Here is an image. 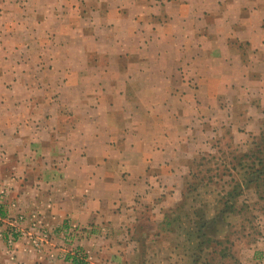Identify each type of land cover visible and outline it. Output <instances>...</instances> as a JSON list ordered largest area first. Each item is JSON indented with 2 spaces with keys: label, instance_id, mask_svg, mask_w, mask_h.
Listing matches in <instances>:
<instances>
[{
  "label": "crops",
  "instance_id": "obj_1",
  "mask_svg": "<svg viewBox=\"0 0 264 264\" xmlns=\"http://www.w3.org/2000/svg\"><path fill=\"white\" fill-rule=\"evenodd\" d=\"M262 124L264 0H0L9 218L134 220L147 202L164 221L197 163L214 158L203 155L214 136ZM241 137L237 147L253 145ZM6 222L0 264H23L31 248L9 244ZM248 247L238 263L261 264L263 238Z\"/></svg>",
  "mask_w": 264,
  "mask_h": 264
},
{
  "label": "rangeland",
  "instance_id": "obj_2",
  "mask_svg": "<svg viewBox=\"0 0 264 264\" xmlns=\"http://www.w3.org/2000/svg\"><path fill=\"white\" fill-rule=\"evenodd\" d=\"M259 130H243L246 137H241L226 126L211 137L213 150L203 155L214 158L204 157L197 163L180 208L168 213L164 221L157 219L152 203L142 202L135 221L129 215L123 221L113 219L89 225L70 221L48 228L42 223L48 232L47 243L30 252L27 242L31 241L23 240L22 248L30 255L21 262L75 264V259L79 264H239L236 255L242 245L248 247L262 238L264 241L263 124ZM236 137L250 140L253 145L239 148ZM257 177L259 182L248 183ZM237 203L235 211L241 210L231 215V208ZM14 219L6 218L5 234L12 230ZM29 223L21 228L30 231ZM257 248V253L264 254L263 249Z\"/></svg>",
  "mask_w": 264,
  "mask_h": 264
},
{
  "label": "built area",
  "instance_id": "obj_3",
  "mask_svg": "<svg viewBox=\"0 0 264 264\" xmlns=\"http://www.w3.org/2000/svg\"><path fill=\"white\" fill-rule=\"evenodd\" d=\"M9 218L7 213L3 210V191H0V221ZM27 218L24 214H19L15 217L14 222L11 223L12 230L7 235V241L9 244H13L18 240H29L27 242L30 248H39L42 244L48 241V232L44 230V226L41 222L32 220L29 224L30 231L22 229V225L25 224Z\"/></svg>",
  "mask_w": 264,
  "mask_h": 264
},
{
  "label": "trees",
  "instance_id": "obj_4",
  "mask_svg": "<svg viewBox=\"0 0 264 264\" xmlns=\"http://www.w3.org/2000/svg\"><path fill=\"white\" fill-rule=\"evenodd\" d=\"M263 166H264V164H262ZM256 172V171H255ZM254 172V170H253V173H255ZM259 172H261V171H259ZM263 173H264V171H263ZM259 177H257V178H255V179H252V180H248V183H252L253 181H258L259 182ZM250 181V182H249ZM232 197L234 196V194H230ZM204 225H205V222H204ZM74 263L75 264H79L77 261H75V259H74Z\"/></svg>",
  "mask_w": 264,
  "mask_h": 264
}]
</instances>
